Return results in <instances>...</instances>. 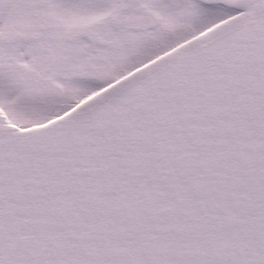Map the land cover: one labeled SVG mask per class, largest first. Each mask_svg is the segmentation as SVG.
Returning <instances> with one entry per match:
<instances>
[{"label": "snow or ice", "instance_id": "snow-or-ice-1", "mask_svg": "<svg viewBox=\"0 0 264 264\" xmlns=\"http://www.w3.org/2000/svg\"><path fill=\"white\" fill-rule=\"evenodd\" d=\"M0 264H264V0H0Z\"/></svg>", "mask_w": 264, "mask_h": 264}]
</instances>
